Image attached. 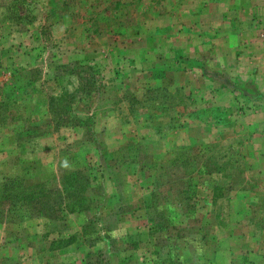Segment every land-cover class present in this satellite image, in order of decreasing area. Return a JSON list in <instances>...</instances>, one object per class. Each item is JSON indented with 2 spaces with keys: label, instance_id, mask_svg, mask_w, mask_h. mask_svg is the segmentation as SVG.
<instances>
[{
  "label": "rangeland",
  "instance_id": "1",
  "mask_svg": "<svg viewBox=\"0 0 264 264\" xmlns=\"http://www.w3.org/2000/svg\"><path fill=\"white\" fill-rule=\"evenodd\" d=\"M0 264H264V0H0Z\"/></svg>",
  "mask_w": 264,
  "mask_h": 264
},
{
  "label": "trees",
  "instance_id": "2",
  "mask_svg": "<svg viewBox=\"0 0 264 264\" xmlns=\"http://www.w3.org/2000/svg\"><path fill=\"white\" fill-rule=\"evenodd\" d=\"M67 96H72L70 93L68 94L67 92L64 93V95L62 97L59 98H55L53 100V102L55 103V101H59L61 102L62 100H66L64 98H66ZM60 105L59 103H55V105ZM69 108V107H68ZM69 111V110H68ZM66 111V112H68ZM64 112V113H66ZM60 113V112H59ZM63 114V113H61ZM66 120H64V124L59 123L58 124V128L61 126H67L68 122H72L74 121V118L71 115V118H65ZM70 124V123H69ZM74 124L73 122L71 123V125ZM79 172H73L72 174H67V176L64 179V185L63 187H58V188H54V187H48L46 184H38L35 185L33 187H27L26 189L21 188L20 186V181L17 180H11L9 183L5 184V189L8 190V194L6 196L7 200H13L15 201L14 204L20 202V201H25V202H30V203H38L41 200L39 199V197H41V199L45 198V200L47 199H51L54 196H72L73 193V197L77 196V197H81L78 194V189L80 188V186H82L81 184V179L79 177ZM12 190V191H11ZM11 193V194H10ZM48 201V200H47ZM67 207H69V209L72 208H79L81 209V202L79 204V206H77V202H69L67 204ZM74 211V210H71Z\"/></svg>",
  "mask_w": 264,
  "mask_h": 264
}]
</instances>
